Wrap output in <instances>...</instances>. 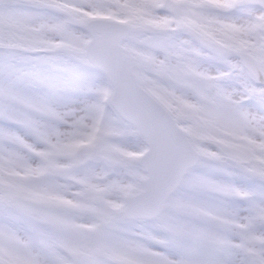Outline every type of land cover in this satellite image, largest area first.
I'll use <instances>...</instances> for the list:
<instances>
[{
	"label": "snow or ice",
	"instance_id": "6c2138e0",
	"mask_svg": "<svg viewBox=\"0 0 264 264\" xmlns=\"http://www.w3.org/2000/svg\"><path fill=\"white\" fill-rule=\"evenodd\" d=\"M0 264H264V0H0Z\"/></svg>",
	"mask_w": 264,
	"mask_h": 264
}]
</instances>
